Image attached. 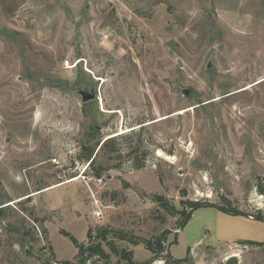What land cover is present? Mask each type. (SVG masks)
Masks as SVG:
<instances>
[{"label":"rangeland","instance_id":"rangeland-1","mask_svg":"<svg viewBox=\"0 0 264 264\" xmlns=\"http://www.w3.org/2000/svg\"><path fill=\"white\" fill-rule=\"evenodd\" d=\"M188 201L216 207L181 228ZM0 208V264L76 262L103 230L137 263L114 232L165 234L154 264H264V0H0Z\"/></svg>","mask_w":264,"mask_h":264},{"label":"trees","instance_id":"trees-1","mask_svg":"<svg viewBox=\"0 0 264 264\" xmlns=\"http://www.w3.org/2000/svg\"><path fill=\"white\" fill-rule=\"evenodd\" d=\"M122 138L121 136L118 137H112L110 139H107L106 141H104V143L101 146V149L103 148H108L110 149L111 153H116L119 151L117 145H118V141L120 138ZM98 141L95 143V146L92 149H89V152L86 156V161L87 162H91V164L94 163L93 155L95 153L96 147L100 146V142L102 141V138L97 139ZM130 155V154H129ZM145 155V152H144ZM146 156V155H145ZM144 157V156H143ZM144 160L145 158H143V161L141 162H137L134 166V168L136 169H141L144 166ZM103 168H100L96 173V177L101 178L102 176V172H103ZM157 201L160 202L161 207L166 210L169 214H171L172 216H175L176 213L178 212L176 210V208L174 206H171L168 202H166L164 200L163 197H157ZM3 205V204H2ZM184 210L181 211V214L183 215L184 219H183V224L181 226V228H184L188 222L190 221V219L192 218L193 214L201 209V208H209V207H216L210 203H202V202H185L183 203ZM218 210L228 214V215H232V216H240L242 215V213L236 209H233L232 207H218ZM3 212V210L0 208V214ZM43 228V227H42ZM44 233L46 234L47 231L43 228ZM110 231L108 230H103L100 231L99 234L95 235L92 233H89V239L87 243H80L76 238L70 236V240L73 243V245L76 247V249L78 250V254L76 257V262H72V261H65V262H60L58 264H87L90 260H92L93 258H96L97 260H104L106 262H111L112 256L115 255L118 257V261L115 264H154L156 261L161 260L162 258V254H164L165 251H167L166 249V242L168 240V238L166 237L165 234H162L158 237H155V239L153 240H142V239H137L136 237H130L128 235H126L123 232H114L113 237L118 239V241H125V242H129L133 245H138L140 243H144L147 247V249L152 252L153 254V258L147 262L144 263H137L134 260V255L133 253L128 250V249H124V248H120L118 246H116V243L113 241H108V237L111 233H109ZM112 232V231H111ZM97 240H99V242L97 243ZM255 242H251V241H243L242 244H254ZM109 248L111 250V252H109L106 247ZM256 244V243H255ZM191 249H189L188 254L185 258L183 259H167L164 260L163 264H188L192 262V257H191ZM47 264H53V263H47ZM225 264H239V261L236 257H232L229 260L226 261Z\"/></svg>","mask_w":264,"mask_h":264},{"label":"water","instance_id":"water-1","mask_svg":"<svg viewBox=\"0 0 264 264\" xmlns=\"http://www.w3.org/2000/svg\"><path fill=\"white\" fill-rule=\"evenodd\" d=\"M77 94L81 97L83 103H88L98 98L94 87H82L77 91Z\"/></svg>","mask_w":264,"mask_h":264},{"label":"built area","instance_id":"built-area-1","mask_svg":"<svg viewBox=\"0 0 264 264\" xmlns=\"http://www.w3.org/2000/svg\"><path fill=\"white\" fill-rule=\"evenodd\" d=\"M95 216L97 218H101L103 215H102V211L100 209H98L96 212H95Z\"/></svg>","mask_w":264,"mask_h":264}]
</instances>
